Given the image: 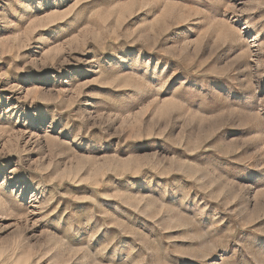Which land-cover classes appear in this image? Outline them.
Returning a JSON list of instances; mask_svg holds the SVG:
<instances>
[{
    "label": "rangeland",
    "instance_id": "obj_1",
    "mask_svg": "<svg viewBox=\"0 0 264 264\" xmlns=\"http://www.w3.org/2000/svg\"><path fill=\"white\" fill-rule=\"evenodd\" d=\"M0 264H264V0H0Z\"/></svg>",
    "mask_w": 264,
    "mask_h": 264
}]
</instances>
